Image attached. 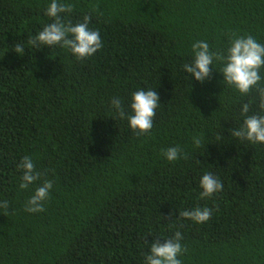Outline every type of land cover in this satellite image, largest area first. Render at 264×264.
Masks as SVG:
<instances>
[{
    "label": "trees",
    "instance_id": "1",
    "mask_svg": "<svg viewBox=\"0 0 264 264\" xmlns=\"http://www.w3.org/2000/svg\"><path fill=\"white\" fill-rule=\"evenodd\" d=\"M48 2L0 0V264H144L150 244L177 231L182 264H264V144L230 134L242 104L259 112L258 93L241 96L215 70L203 82L183 71L197 41L217 52L240 36L264 44V0H65L62 19L89 16L103 41L83 60L31 43L51 22ZM140 88L160 103L142 135L110 107ZM173 146L185 158L166 161ZM24 156L39 179L22 190ZM206 172L224 187L201 199ZM45 180L43 211H26ZM194 207L210 219L179 216Z\"/></svg>",
    "mask_w": 264,
    "mask_h": 264
},
{
    "label": "clouds",
    "instance_id": "2",
    "mask_svg": "<svg viewBox=\"0 0 264 264\" xmlns=\"http://www.w3.org/2000/svg\"><path fill=\"white\" fill-rule=\"evenodd\" d=\"M72 10L73 6L65 0H49L44 15L50 18L51 22L43 26L31 43L38 49L41 46L67 48L77 60L87 59L98 52L103 46V41L100 33L89 27V16L85 15L82 21L75 24L62 19V16H67ZM13 50L21 56L25 48L22 43L17 42ZM216 62L220 64L219 71L213 67ZM212 70L222 75L224 85L234 89L241 96H246L253 90L258 93L259 112L250 114L249 104L252 101L242 104V124L231 129L230 134L250 144H264V44L251 35L234 38L222 52L210 50L206 41L193 43L192 60L183 65V71L188 74V78L203 82L209 78ZM159 106L158 93L144 88L129 94L126 107L120 97H113L110 101V107L115 114L125 120L133 132L141 135L153 128V118ZM193 144L198 148L201 140L193 137ZM162 156L168 162H175L185 158V153L179 146H173L164 150ZM17 167L22 170L20 189H27L39 179V173H36L33 160L29 156H24ZM52 187L50 180H45L35 187L33 194L26 201L25 210L32 213L43 211ZM199 187L200 198L205 199L221 192L224 185L217 176L206 172L199 179ZM7 206V201L0 202V208ZM179 216L200 224L210 219L211 209L194 207L179 212ZM182 238L181 232L177 231L171 239H164L162 244L159 241L151 243L148 253L144 255V264H182L179 259L185 251L180 242Z\"/></svg>",
    "mask_w": 264,
    "mask_h": 264
}]
</instances>
